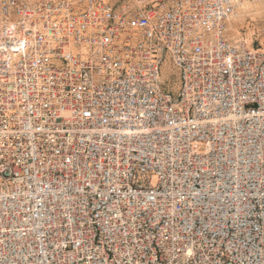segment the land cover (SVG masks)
<instances>
[{"label":"built area","instance_id":"1","mask_svg":"<svg viewBox=\"0 0 264 264\" xmlns=\"http://www.w3.org/2000/svg\"><path fill=\"white\" fill-rule=\"evenodd\" d=\"M234 0H0V264H264V48Z\"/></svg>","mask_w":264,"mask_h":264},{"label":"rangeland","instance_id":"2","mask_svg":"<svg viewBox=\"0 0 264 264\" xmlns=\"http://www.w3.org/2000/svg\"><path fill=\"white\" fill-rule=\"evenodd\" d=\"M251 17L240 22L234 31L228 28V36L233 41L246 43L250 48H264V15Z\"/></svg>","mask_w":264,"mask_h":264},{"label":"bare ground","instance_id":"3","mask_svg":"<svg viewBox=\"0 0 264 264\" xmlns=\"http://www.w3.org/2000/svg\"><path fill=\"white\" fill-rule=\"evenodd\" d=\"M234 1H236V11L234 15L231 17V19H229V25H228V28H230V30L228 29L229 31L233 30L240 22H243L249 16L255 17V16L264 15V0H234ZM236 33L238 32L236 31Z\"/></svg>","mask_w":264,"mask_h":264}]
</instances>
